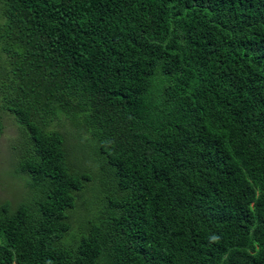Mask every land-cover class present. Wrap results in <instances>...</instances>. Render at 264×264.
<instances>
[{"label":"trees","instance_id":"1","mask_svg":"<svg viewBox=\"0 0 264 264\" xmlns=\"http://www.w3.org/2000/svg\"><path fill=\"white\" fill-rule=\"evenodd\" d=\"M3 114L0 264H264V0H0Z\"/></svg>","mask_w":264,"mask_h":264},{"label":"rangeland","instance_id":"2","mask_svg":"<svg viewBox=\"0 0 264 264\" xmlns=\"http://www.w3.org/2000/svg\"><path fill=\"white\" fill-rule=\"evenodd\" d=\"M3 133L0 136V205L9 202L12 208L17 207L18 204L26 201L29 188L26 182L21 179L16 173V165L19 160L18 150L22 149V127L17 126L13 117L8 114H3ZM58 128V125H57ZM59 129V128H58ZM69 127L64 131L67 132ZM70 146L72 150V159L77 170L90 174L93 178V187L80 194L78 205L75 211L71 214L70 221L74 224L80 215L83 217L85 213L86 200L95 198L92 196L102 194V177L103 165L95 156L93 149L79 139L76 134L69 136ZM70 150V149H69ZM86 151V153H85ZM88 154V157L86 156ZM92 192V193H91ZM75 225V224H74ZM81 226V223H79Z\"/></svg>","mask_w":264,"mask_h":264}]
</instances>
